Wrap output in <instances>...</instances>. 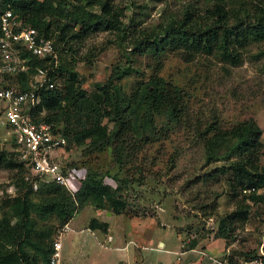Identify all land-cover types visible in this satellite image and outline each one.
Masks as SVG:
<instances>
[{"label": "rangeland", "instance_id": "rangeland-1", "mask_svg": "<svg viewBox=\"0 0 264 264\" xmlns=\"http://www.w3.org/2000/svg\"><path fill=\"white\" fill-rule=\"evenodd\" d=\"M216 1L228 11L232 22L236 15L264 9V0H110L113 8L119 10V26L123 31H94L67 42L66 54L59 53L72 69L74 78L64 70L56 80L63 99L61 110L55 111L54 123L60 133L64 128L69 131L70 144L54 153V161L76 173L78 182L90 170L108 175L104 180L113 186L109 176L129 180L123 193L127 200L124 214L114 215L106 208L86 204L73 215V225L81 228L70 225V230L65 232L63 250L67 248L73 257L71 263L63 259L62 264H106L115 259L117 264H181L185 260L180 261L182 257L170 251L188 249L191 241L204 247L219 239L220 219L235 209L239 195L246 190L238 191L239 198H235L227 190L230 175L206 177L210 171L235 161V158L207 161V142L216 132L228 135L242 122L255 120L263 132L248 156L252 167L264 168V38L259 40L247 32L232 36L229 47L239 55L236 63L221 58L219 45H213L210 51L180 47L168 52L156 51L154 55L147 43L169 18L183 20L187 14L191 29L202 26L209 15L207 9ZM89 7L95 13L100 12L96 4ZM79 29L75 26L72 31L76 33ZM125 70L127 73L123 75ZM13 77H6L4 84L15 87ZM153 85H158L164 93L158 99L159 107L152 110L151 131L145 132L143 128L137 133L133 117L118 125L104 116L102 123L108 132L117 130V142L101 149H92L89 139L82 146L72 143L73 133L91 124L85 115L87 109L80 112L72 102L68 103L72 91H84L85 97H91L102 93L99 88L111 94L112 86H117L127 95L136 96L138 89H151ZM100 103L110 109L106 102ZM3 105L0 101V108ZM41 112L49 116L53 111ZM119 144L124 148L120 162L115 150ZM128 146L133 148L131 156ZM0 148L12 152L3 127H0ZM15 172L0 171V218L18 193L20 183ZM68 193L71 195L69 190ZM260 207L253 203L246 222L236 223L227 239L220 238L223 240L220 248H224L220 258L240 261L255 252L264 233V207ZM93 217L109 223L106 232L93 231L110 249L121 251L127 241L137 242L130 238L137 230L148 249L134 250L136 246L131 243L121 258L117 257L119 253L106 251L97 243L91 229L88 230ZM64 224L52 215L45 222L38 221L37 227L50 228V242H53ZM108 235L113 241H106ZM159 240L166 242L169 252L157 247ZM142 247L140 244L138 248ZM158 248L162 250L157 251ZM88 255L91 259L83 260Z\"/></svg>", "mask_w": 264, "mask_h": 264}, {"label": "trees", "instance_id": "trees-1", "mask_svg": "<svg viewBox=\"0 0 264 264\" xmlns=\"http://www.w3.org/2000/svg\"><path fill=\"white\" fill-rule=\"evenodd\" d=\"M94 4L99 7V13H95L89 7ZM4 9H10L24 24L32 25L45 38L52 37L57 52L60 50L57 56L61 52L66 54L65 44L67 42L77 41L94 31L101 29L123 31L119 26V10L113 8L110 0H0V12ZM207 10L209 11L208 18L202 26L199 25L201 27H198L199 29H191L188 26L190 16L187 14L183 16V20L167 19L162 28L147 41L150 50L152 49L155 55L156 51L162 52L166 49L168 52L169 49L180 47L185 49L202 48L205 51H210L213 45H219L222 50L221 58L236 63L239 60V55H235L229 47V39L232 36L237 37L247 32L258 37L259 40L264 38V9L252 14L245 12L244 15H236L237 18L233 22L230 21L228 11L219 1H216ZM51 17H54V20ZM75 26L80 27L76 33L72 31ZM21 56L28 55L23 52ZM60 56L58 65L54 69L48 60H39L31 55L28 56L31 68L28 74H18L12 78L15 80V87L25 90L29 75L33 74L37 67L47 68L49 75H52L56 80L64 70L71 78H74L72 69L67 67L66 62ZM126 73L125 70L123 75ZM6 77L11 76L4 75L1 85L12 87L9 84H4V80H7ZM112 87L111 94L103 93L104 90L99 88L102 93L91 97H85L84 91L77 93L72 91L68 96V100H70L68 103L72 102L74 109L80 112L83 108L87 109L85 115L91 119V124L88 127L73 133L72 143L74 145L82 146L89 139V146L92 149H101L106 144L117 142V130L108 132L106 124L102 123L104 116L110 117L118 125L133 117L134 124L137 125V133L143 128L145 132L151 131L152 110L159 107L158 99L162 98L164 93L158 89V85H153L151 89L142 87L137 90L136 96L134 93L127 95V92H124L121 87ZM40 94L41 103L34 110V120L53 122L54 131L60 133L54 123L55 111L61 110L63 99L57 82L55 88L44 89ZM66 96L64 95V97ZM99 100L106 102L110 109L102 107ZM41 111L53 112L49 116H45ZM262 132V128L258 127L256 121L249 119L239 124L236 130L228 135L220 132L214 133L212 140L207 142V161L231 160V158H235V161L231 160L232 162L228 166L210 171L206 177L213 179L218 178L220 174L230 175L231 177L227 180V190L235 198L238 197V191L246 190L244 194L239 195L241 198L238 197L235 209L220 219L217 230L219 238L227 239L229 231L235 227L236 223L244 224L246 222L253 203L260 205V208L264 207V168L257 170L252 167L248 156L249 152L255 149ZM61 134L66 136L68 146L70 144L69 131L64 128ZM115 147L116 157L120 162L124 148L120 144ZM132 149L128 146V156H131ZM221 152L224 154L221 155ZM16 156L14 151L0 148V171L15 170L14 176L18 177L20 183L18 193L7 205V209L0 218V264H48L52 252V241L50 242L52 230L48 227L39 229L37 225L38 221L45 222L52 215L58 217L60 224H64L67 220L72 219L79 208H83L86 204L106 208L114 215H122L126 212L127 200L123 193L129 180H119L117 177L109 176L113 179L115 184L113 186L104 180L108 175L90 170L85 174L73 195L68 193L66 187L53 181L40 184L34 190L23 181L22 165ZM19 189L22 190V193L19 192ZM88 228L106 232L109 225L106 221L93 217L89 221ZM191 242L190 246L197 244L196 241ZM253 254H247V257L249 258Z\"/></svg>", "mask_w": 264, "mask_h": 264}, {"label": "built area", "instance_id": "built-area-1", "mask_svg": "<svg viewBox=\"0 0 264 264\" xmlns=\"http://www.w3.org/2000/svg\"><path fill=\"white\" fill-rule=\"evenodd\" d=\"M23 52L39 60H48L53 69L59 62L52 37L45 38L32 25L24 24L10 9H4L0 12V101L4 104L0 108V127L6 129L12 151L17 154L22 165L24 182L35 190L38 185L53 181L66 187L73 195L81 181H77L76 173L54 161V153L56 155L58 150L68 144L66 136L54 131L53 122L34 120V110L41 103L40 93L44 89L55 88L56 79L49 75L47 68L37 67L29 75L25 90L1 85L4 75L28 74L31 62L28 63V56H21ZM67 230L70 227L66 223L57 232L51 243L52 252L48 264H62L63 236ZM90 231L99 245L110 249L95 236L93 230ZM112 240V236L108 235L106 241ZM261 241L253 256L240 261L222 259L205 249L189 248L173 252L180 256L187 252L195 254L197 257L189 264H264V233ZM131 243L138 245L135 241H127L124 249Z\"/></svg>", "mask_w": 264, "mask_h": 264}, {"label": "crops", "instance_id": "crops-1", "mask_svg": "<svg viewBox=\"0 0 264 264\" xmlns=\"http://www.w3.org/2000/svg\"><path fill=\"white\" fill-rule=\"evenodd\" d=\"M111 218V217H110ZM104 221H106V220H104ZM74 222H75V218H73L72 220H70V222H69V226L70 225H72L73 226V228L75 227V229H80L81 228V226H76V225H73L74 224ZM106 223H107V221H106ZM109 224V223H108ZM136 226V225H135ZM135 226H133L132 228L133 229H135ZM96 230V229H95ZM113 238V237H112ZM130 238H133L134 240H136L137 241V244H141L143 247L142 248H138L139 247V245H137L136 247H135V249L134 250H138V251H140V249H143V250H147L148 249V247L146 246V245H144L143 243H145L144 242V240H143V237H142V234L137 230L136 231V233H135V235L134 236H131ZM129 239V238H128ZM224 240V239H223ZM222 239H216V240H214L213 242H210V243H207V244H204V247H199V243L197 242V244L195 245V246H188V249L189 248H191V247H193V248H195V249H205V250H207L208 252H211V253H213V254H215V255H218V257H219V253H221L222 251H223V249L224 248H220V246H221V244H223V241ZM113 241V240H112ZM157 245V247H162V249L163 250H166V242H163V241H161V240H159L158 241V244H156ZM124 248V247H123ZM113 249H116V250H113ZM129 249V246L126 248V249H122L121 251L119 250H117V248H112V249H106L105 248V250L106 251H110V252H116V253H119L118 255H117V257L118 256H120V258H121V256H122V253L124 252V251H127ZM166 252H169L168 250H166ZM170 252H173V251H170ZM139 253V252H138ZM123 255H125V252H124V254ZM72 257H73V255L71 254L70 255V253H69V250L66 248L65 249V251L63 250V258H62V260L64 259V261H65V263H67V262H69L70 261V263H71V259H72ZM181 259H180V261L181 260H185V261H183L181 264H189L191 261H193L197 256L195 255V254H193V253H191V252H187V253H185V254H183V255H181ZM185 258V259H184ZM91 259V256L90 255H88V257L87 258H84L83 260H86V261H89ZM174 262V261H173ZM177 262H175V264H176ZM106 264H117V259H115V260H113V261H110V262H107Z\"/></svg>", "mask_w": 264, "mask_h": 264}]
</instances>
